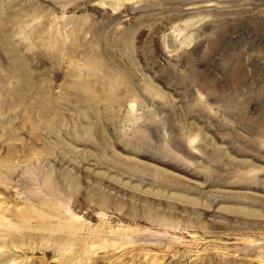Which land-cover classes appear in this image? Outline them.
<instances>
[{"label": "rangeland", "instance_id": "374dc122", "mask_svg": "<svg viewBox=\"0 0 264 264\" xmlns=\"http://www.w3.org/2000/svg\"><path fill=\"white\" fill-rule=\"evenodd\" d=\"M0 264H264V0H0Z\"/></svg>", "mask_w": 264, "mask_h": 264}, {"label": "bare ground", "instance_id": "6f19581e", "mask_svg": "<svg viewBox=\"0 0 264 264\" xmlns=\"http://www.w3.org/2000/svg\"><path fill=\"white\" fill-rule=\"evenodd\" d=\"M3 2V1H2ZM11 48V47H10ZM14 50V49H13ZM10 52V51H9ZM40 83V82H39ZM29 84V83H28ZM85 84V83H84ZM86 86V85H85ZM35 88V87H34ZM81 88V87H80ZM37 89V88H36ZM85 90V89H84ZM80 92V91H79ZM80 95V94H79ZM45 96V95H44ZM80 96H82V95H80ZM42 97V96H41ZM38 98V97H37ZM39 98H40V96H39ZM88 98H90V97H88ZM45 99V98H44ZM86 99V98H85ZM101 99H103V98H101ZM111 99V98H110ZM88 100V99H87ZM93 100V99H92ZM95 101V100H94ZM93 101V102H94ZM134 243V242H133Z\"/></svg>", "mask_w": 264, "mask_h": 264}]
</instances>
